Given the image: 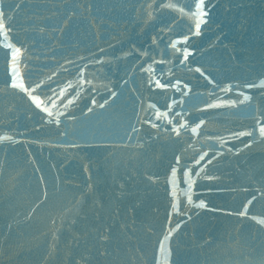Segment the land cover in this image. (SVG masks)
I'll list each match as a JSON object with an SVG mask.
<instances>
[{
  "label": "water",
  "instance_id": "obj_1",
  "mask_svg": "<svg viewBox=\"0 0 264 264\" xmlns=\"http://www.w3.org/2000/svg\"><path fill=\"white\" fill-rule=\"evenodd\" d=\"M195 4L0 0V264H264V0Z\"/></svg>",
  "mask_w": 264,
  "mask_h": 264
},
{
  "label": "snow or ice",
  "instance_id": "obj_2",
  "mask_svg": "<svg viewBox=\"0 0 264 264\" xmlns=\"http://www.w3.org/2000/svg\"><path fill=\"white\" fill-rule=\"evenodd\" d=\"M193 2H194V7L195 8H197V9L201 8V5L200 4H195V0H193ZM202 16H203V12H201L200 15L197 17V21H198L196 23V28L197 29H199L200 24L203 23V20L200 19V17H202ZM61 94H63V93H61ZM261 133L264 134V128L261 129ZM260 223L264 224V220H261Z\"/></svg>",
  "mask_w": 264,
  "mask_h": 264
}]
</instances>
